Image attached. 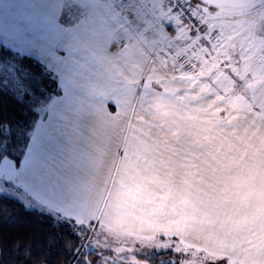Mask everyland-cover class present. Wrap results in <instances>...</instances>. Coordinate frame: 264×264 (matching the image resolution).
Instances as JSON below:
<instances>
[{
	"label": "crops",
	"instance_id": "1",
	"mask_svg": "<svg viewBox=\"0 0 264 264\" xmlns=\"http://www.w3.org/2000/svg\"><path fill=\"white\" fill-rule=\"evenodd\" d=\"M71 11L73 24L44 55L60 94L15 166L30 208L226 264H264V149L220 142L215 128L220 102L254 101L264 81L239 96L232 76L220 90L219 62L203 70L207 52L193 46L205 35L193 36L163 0H80Z\"/></svg>",
	"mask_w": 264,
	"mask_h": 264
},
{
	"label": "rangeland",
	"instance_id": "2",
	"mask_svg": "<svg viewBox=\"0 0 264 264\" xmlns=\"http://www.w3.org/2000/svg\"><path fill=\"white\" fill-rule=\"evenodd\" d=\"M79 1L0 0V36H4L7 43L13 45L19 55L25 53H32L35 56L54 54L50 51L51 43L55 41L53 40L54 36L57 35L59 29L73 24V19L76 17L71 10L79 5ZM186 1L207 25V33L203 40L209 41V44L198 40L193 42V46L194 44L200 45L207 52V56L203 57L201 61L204 66L203 70L210 69L211 65H216L219 62L220 90L227 87L226 84L230 85L231 79L235 78L233 80L236 89L239 90V96L243 92L252 94L256 84L264 81V0L243 9L213 7L199 0ZM78 9L82 8L78 7ZM212 10L217 12L214 18L208 12ZM68 15L69 21H67ZM12 69L13 66L0 64V74L6 76L7 80L11 79L9 72ZM53 76L57 77L54 73ZM263 85L264 83L259 91L257 90L249 97L254 98V101L247 99L243 102L242 99H239L235 103H219V110L225 112L224 114L220 112V118L216 120L215 124L220 142L246 144L245 146L248 144L253 146L252 144L257 143L260 148L264 149V136L258 133L261 131L259 128L262 121L259 116L264 111V95L260 97L262 102L257 101L259 92L263 91L264 94ZM223 97V94H220V98ZM49 104L37 109L39 119L33 123L31 131L34 130L40 119L46 117ZM236 105L244 106L246 114L244 110V114L240 116V112L234 113ZM210 107V103H203L204 114L201 120L203 136H208L210 129L214 127V124H211V115L208 114ZM212 108L214 110L213 103ZM3 133L6 134L7 130H4ZM25 134L24 141L26 143L30 133L26 132ZM4 145V143L0 144V195L20 198L28 207L36 206L25 197L22 187L18 185L17 169L14 162L4 155ZM259 151L251 152L258 153ZM221 153L223 151H220ZM250 156L253 155L250 153ZM108 204L109 199L106 196L104 210H100V212L108 211L106 210ZM101 229L100 225L96 229L95 227H85L82 235L83 244L80 249V252L86 255L95 254L98 256L97 264H147L140 260V257L146 256L153 250L176 252L180 257L178 264H226L216 256L208 255L194 248L180 247L172 240L167 239L161 242L158 238L144 239L121 236L116 232L111 233Z\"/></svg>",
	"mask_w": 264,
	"mask_h": 264
},
{
	"label": "trees",
	"instance_id": "3",
	"mask_svg": "<svg viewBox=\"0 0 264 264\" xmlns=\"http://www.w3.org/2000/svg\"><path fill=\"white\" fill-rule=\"evenodd\" d=\"M0 64L13 66L11 79L0 74V144L19 167L28 142L24 134L38 119L37 109L58 96L60 88L47 56L19 55L4 36H0ZM84 229L71 219H57L18 198L0 195V264H97L98 256L80 252ZM179 258L171 250H153L140 260L178 264Z\"/></svg>",
	"mask_w": 264,
	"mask_h": 264
},
{
	"label": "built area",
	"instance_id": "4",
	"mask_svg": "<svg viewBox=\"0 0 264 264\" xmlns=\"http://www.w3.org/2000/svg\"><path fill=\"white\" fill-rule=\"evenodd\" d=\"M173 15L187 25L195 37H203L207 33V25L191 8L186 0H163Z\"/></svg>",
	"mask_w": 264,
	"mask_h": 264
},
{
	"label": "water",
	"instance_id": "5",
	"mask_svg": "<svg viewBox=\"0 0 264 264\" xmlns=\"http://www.w3.org/2000/svg\"><path fill=\"white\" fill-rule=\"evenodd\" d=\"M213 7L225 9H243L253 6L260 0H199Z\"/></svg>",
	"mask_w": 264,
	"mask_h": 264
}]
</instances>
